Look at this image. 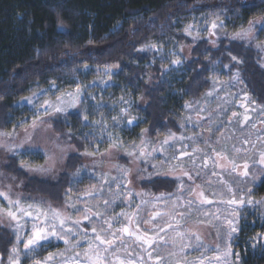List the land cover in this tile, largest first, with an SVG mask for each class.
<instances>
[{
	"label": "trees",
	"instance_id": "trees-1",
	"mask_svg": "<svg viewBox=\"0 0 264 264\" xmlns=\"http://www.w3.org/2000/svg\"><path fill=\"white\" fill-rule=\"evenodd\" d=\"M250 20H264V0H0V134L16 133L45 118L46 99L79 89L83 101L79 110L49 119L54 132L76 150L68 157L63 175L56 180L29 176L26 167L44 162L35 153L11 156L6 173L23 183L27 195L59 207L72 189L94 182L102 188L95 196L101 212L104 200H115L107 213L115 216L136 209L121 203L129 199L124 189L116 183L109 188L104 173L84 175L85 159L110 149L128 155L133 144L143 140L149 146L170 133L183 137L178 146L153 153L150 161L161 163L165 156L191 153L194 145L202 151L206 131L213 132L205 143L209 151L223 148L232 154L233 140L246 131L254 133L244 120L245 107L264 110V60L255 46L264 30L253 29L257 38L250 43L232 39ZM219 78L235 79V87L225 97L236 93L235 99L209 111L202 102L213 91L221 93L215 88ZM41 93L33 106L27 103ZM132 118L130 126L127 120ZM225 140L230 143L224 145ZM259 145V149L264 146V138L254 141L244 156L253 160L247 177L239 173L234 177L236 199L244 196L257 202L238 204L232 247L240 264H264V177L254 182L253 174L264 171L260 156L254 154ZM125 160L118 161L124 168L129 165ZM139 186L145 200L177 192L175 179L164 176L153 175ZM117 191L118 198L113 195ZM140 202L136 197L135 203ZM146 216L150 219L151 214ZM80 227L89 232L92 225L83 221ZM141 228L147 229L145 224ZM54 244L47 242L44 247ZM13 246V228L0 227L2 264H9ZM19 255L20 264L29 263L23 244Z\"/></svg>",
	"mask_w": 264,
	"mask_h": 264
},
{
	"label": "rangeland",
	"instance_id": "rangeland-1",
	"mask_svg": "<svg viewBox=\"0 0 264 264\" xmlns=\"http://www.w3.org/2000/svg\"><path fill=\"white\" fill-rule=\"evenodd\" d=\"M220 35H222L220 33ZM254 38V39H253ZM257 34L252 32L250 33L247 39H240L244 42L250 43L256 40ZM214 39V37H212ZM239 39V38H238ZM257 45H261L262 47H257ZM255 46L263 55L264 60V37L262 40L256 44ZM185 55L187 56L189 49H186ZM264 63V61H263ZM222 80V81H221ZM235 79L229 78L227 81L219 78L217 85L215 88H218L221 93H216L213 91L208 95L206 99L203 100L202 106L204 109L208 108L209 111L216 109L219 106L225 107V102H232L235 99L236 93L233 95L229 94L228 98L226 97V91L232 90L235 86ZM219 86V87H218ZM77 93V90L71 91L69 93H64L62 96H58L63 98L64 100H71L73 96ZM41 94L35 95V99L33 101H37ZM233 96V98H231ZM32 97V98H33ZM57 97H53L52 99H46L45 101H49L51 103L56 102ZM43 101V103L45 102ZM35 102L31 103L30 106H33ZM81 102H77L75 107H69L65 112L57 113L54 109L50 108L48 110L47 116L41 118V120L35 122L29 127L22 129L16 133L10 134H0V192L6 193L12 200L19 199L22 203L25 204H37L41 208L47 210L49 207L59 210L63 215L71 217L72 220L80 219L83 223V209L91 208V210L101 211L100 201L95 197L94 199L91 197H85L86 192L96 191V195H99L102 192L101 186H97L94 182H89L85 186L78 187L76 189H72L68 194L67 202L62 206H54L48 200L39 198L37 196H30L27 195L23 191V183L18 181L16 178L8 175L5 171V167L11 156H16L19 154H41L44 158L43 164L39 167H26L28 170V174L31 177H36L39 179H49V180H56L61 175H63L67 168V161L68 157L76 152V150L69 145L67 140L62 136L57 135L54 130L52 129L51 123L49 119L54 114L60 115L65 114L67 112L76 111L81 108ZM29 104V103H28ZM245 113L249 119L246 121V124H250L248 126L254 133L252 134L251 131H246L245 133L241 134V138L239 140H233L231 143L236 148L240 149V153H233L230 154V150L221 151L223 148H219L216 152L225 153L229 157H236V162L240 165L237 169V174L239 173L241 176L244 171L243 164L252 162L253 160H245L244 156L248 149L254 141L260 140L264 138V110L259 109L253 106H246ZM52 113V114H51ZM51 114V115H50ZM213 132L210 131L204 132L206 139L208 140L209 137L212 135ZM259 136V138H258ZM176 137V136H175ZM177 141L174 144V147L180 144V140L178 137ZM168 139L164 138L158 141L155 144H151L146 146V151H150L151 149H160V142ZM207 140H204L207 142ZM219 140V139H218ZM248 141L245 143V141ZM203 142V141H202ZM206 142L202 143V151L199 149V146L194 145L192 147L190 155L193 156L195 162L199 165L202 162V158L205 153H209L210 155L214 154L210 153L208 146L205 144ZM224 145L230 143L226 140L224 141ZM205 144V145H204ZM173 147V148H174ZM255 151L258 157L260 156L261 152H264V146ZM149 148V150H148ZM170 149V148H169ZM193 149H198L200 151L193 153ZM208 151V152H206ZM259 152V153H258ZM156 154V152H155ZM229 154V155H228ZM119 157H122L123 160H127L129 165L124 168L123 164H120ZM125 160V161H126ZM127 161L125 165H127ZM183 162V168H177L175 173L168 172V165L164 164V171L166 175L164 177L174 178L176 176H183L185 170H189V174L191 175L192 179H188L187 176H183L185 182V188L195 189V192H188V191H180L175 192L167 201H155L154 199H150L152 203L157 205V209L160 211L171 212L172 209V202H174L177 197H181L179 201V206L175 209L176 219L180 218V214L184 213L185 220L181 221L180 229L184 232L188 233L189 235H199L202 244L205 246L200 248L199 250H194L193 247H189L181 251L178 244L173 245L170 241V237H172L175 233L171 229H165L164 232H160L159 235L165 236L166 239H169V243L162 244L158 251L160 254L165 258L164 264H177V261L186 262V264H200L201 260L203 264H240L239 256L236 252L233 251V238L237 234L233 232L231 237H229V225L227 223V219H233V226L237 229L238 226V204L237 205H227L226 201L233 198L232 193H235V198L237 197V188L234 186L236 176L235 174H231L227 171L228 168L231 167L230 163L226 159H219V164L224 165L223 168L217 167L215 170L217 172V176H205L204 172L200 173V176H197V170L192 168V161L189 160L188 156L180 157L179 161H172L173 164H177ZM159 161H149L146 162L145 166H142L138 159L135 156H129L125 154H119L115 150H108L104 154L99 155L97 157H89L85 159L83 164V168L87 171L84 172V175L89 174V172H94L98 170L101 173H104L105 176L103 178H112L121 175V171L123 169H129L127 181H130L128 187L134 191L135 193H143L140 189V182L148 179V174L153 173L154 169L151 167L152 164L160 165ZM211 163V161H209ZM264 165V164H262ZM210 171V170H206ZM88 172V173H87ZM254 182H257L260 178L264 177V171H254ZM239 175V176H240ZM157 176V175H154ZM153 177V176H152ZM212 183V187L208 188L206 185L208 182ZM200 187L205 192V195L208 198H211L213 203L210 205H205L201 210L198 212L197 216L193 215V212H196L197 209L195 206L193 208L185 210V204L188 199L197 198V194L200 192ZM231 189V191H229ZM216 193L215 196L211 195V193ZM79 198V199H78ZM145 198V197H144ZM75 205L76 207L80 208V212H76L73 207L70 205ZM9 202L3 196H0V209H3L4 212L0 213V227L5 228H13L12 225L14 222L10 221V219L6 215V211L9 209ZM233 209H237L235 216H233ZM153 208L151 204L146 205V208L142 211V217L147 219V214H151L153 212ZM191 213V215H189ZM219 216V219L216 217ZM158 226L156 228L164 227L165 220L157 218ZM155 221V222H156ZM147 229H151L154 227L153 223L145 224ZM30 224L27 227L30 229ZM97 226H99L97 224ZM81 231L84 230L81 228ZM88 233L87 238L92 237L91 230ZM86 237L78 236L73 239L72 243L75 244L79 240L81 242L80 247L76 250L83 252L87 250L86 244ZM50 243H55L51 248L41 247L34 253H30V261L28 264H36V261H44L49 254H56L55 259L50 261L49 264H63L64 259L66 257H70L73 255L72 251H66L68 248L67 245L63 241L57 239H51ZM133 241L128 240V244L132 245ZM187 243V241H186ZM192 245L196 244V241L193 239L191 241ZM219 249V251H217ZM44 250V251H43ZM132 251L139 254L138 249H131ZM40 252V253H38ZM227 252L228 255L225 256L224 253ZM170 253H175V255H169ZM63 254V255H60ZM20 256V255H19ZM216 257H219V260H216ZM150 264H155V261L150 262Z\"/></svg>",
	"mask_w": 264,
	"mask_h": 264
},
{
	"label": "snow or ice",
	"instance_id": "snow-or-ice-1",
	"mask_svg": "<svg viewBox=\"0 0 264 264\" xmlns=\"http://www.w3.org/2000/svg\"><path fill=\"white\" fill-rule=\"evenodd\" d=\"M222 26V25H221ZM191 27V26H190ZM213 28H216L217 25L213 23ZM253 29L264 30V20H250L248 27L242 31L236 33L232 39H247L250 33L253 32ZM187 31V30H186ZM254 39V38H253ZM257 47H262L257 45ZM236 58L233 57V60ZM173 63L178 64L179 61H173ZM111 68H107L106 72H110ZM237 79L239 74L237 73ZM82 93L80 90H77V93L73 96L71 100H64L63 98L57 97L55 103L45 101L43 108L47 112L50 108L54 109L57 113H62L67 110L69 107H75L76 103L82 101ZM33 98H29L27 103H33ZM127 110L125 109L124 112ZM235 116L236 114L233 113ZM87 120V116L84 117ZM249 117L245 116L244 120L248 121ZM135 118L127 120L128 125H133ZM114 127L119 126L115 122L114 118ZM259 138V136H258ZM112 139L111 137L109 138ZM118 139V138H117ZM180 140L184 139L183 137L179 138ZM178 142L174 134H169L168 139H165L160 142V149H163L165 152L169 148H173L174 144ZM248 141L246 140L245 143ZM149 142L141 141L140 145L133 144L134 151H130L127 154L129 156H135L136 159L141 160L142 162H149L150 159H154L153 153L159 151L160 149H151L146 151L145 148ZM119 147V144L115 145ZM200 150L193 149V153ZM213 155L205 153L202 162L198 165L193 156L190 155L187 151L180 152L179 156H165L163 163L160 165L152 164L151 167L154 169L153 173L148 174V179L151 180L153 175L163 176L166 175L164 171V164L168 165V172L175 173L177 168H183L184 164L181 161L180 163L173 164L172 161L180 160L182 156H188L189 160L192 161V168L197 170V176H200L201 172H204L205 176H217L216 168H223L224 165L219 164V159H226L230 163L231 167L227 171L231 174L237 173V169L240 165L236 162V157H229L225 153L216 152L214 149L210 150ZM232 151L239 154L240 149L233 146ZM246 154V153H245ZM211 161V163H209ZM260 163L264 164V152L260 153ZM249 165L247 163L243 164V176L247 177ZM210 170V171H206ZM129 169H123L121 171V176L112 177V178H103L104 183H106L109 188L113 183H116L118 189H124L123 195L128 197L127 201L121 200V203H127L129 209L135 207L136 211L131 213L121 212L115 216H109L108 208L111 204L115 203V200H104V211H92L91 208L83 209V220L88 221L91 227L92 237H88L86 231H81L80 219L72 220L71 217L63 215L59 210L49 207L47 210L41 208L37 204H25L22 203L19 199L12 200L6 193L0 192V196H3L9 202V209L6 211L7 217L10 221L14 222L13 234L15 236V246H13L9 252V264H20L19 259V245L23 244L24 254L27 256L30 253L36 252L39 248L44 247V243L50 242L51 239H57L63 241L65 245L68 246L66 251H72L73 255L66 257L63 264H150V262L155 261V264H164V257L158 251V248L162 244L171 243L175 246L178 244L181 251L186 248L193 247L194 250H199L200 248L205 247L199 235H189L180 229V224L182 220H185L184 213L180 214V218L176 219L175 209L179 206V201L181 197L172 202L171 212L160 211L157 209V205L152 203L151 200L144 199V193H135L131 189L127 188V176ZM183 176H187L188 179H192L189 174V170H185ZM183 176H176L175 182H177V190L194 192V189L185 188V182ZM208 188L212 187V183L209 181L206 185ZM231 191V189H229ZM96 191L86 192L85 197L95 198ZM115 197H120L121 192L117 191L113 194ZM215 196L216 193H211ZM233 198L226 201L227 205H244L257 203L251 199L245 200L244 196H241L239 199L235 198V193H232ZM136 197H140V203H135ZM170 197L159 196L154 197L155 201L165 200L167 201ZM79 199V198H78ZM213 201L209 199L203 190L197 194V198L188 199L185 204V210L196 207L197 211L203 208L205 205L212 204ZM151 204L154 209L151 213L150 219H145L141 216V210L144 206ZM75 209L76 212H80L81 209L76 207L74 204L70 205ZM237 209H233V216H235ZM4 210L0 209V213H3ZM191 215V213H189ZM157 218L165 220L164 227L156 228L153 227L151 230L142 229V224L154 223ZM219 219V216L216 217ZM97 222L99 226H97ZM229 225V237L233 232H236L237 229L233 226V219H227ZM30 224V229L27 225ZM165 229H171L175 234L166 239L165 236L159 235L160 232H164ZM86 237L87 250L80 252L76 249L80 247L81 242L78 240L77 243L73 244L72 241L78 236ZM196 241L195 245H192V240ZM128 240H132V245L128 244ZM187 241V243H186ZM138 249L139 254L132 251L131 249ZM219 251V249H217ZM56 254H49V256L44 261H36V264H49L50 261L55 259ZM63 255V254H60ZM169 255H175V253H170ZM225 256L228 255L227 252L224 253ZM216 260H219V257H216ZM0 264H2V258H0ZM177 264H186L183 261H177ZM200 264H203L201 260Z\"/></svg>",
	"mask_w": 264,
	"mask_h": 264
}]
</instances>
